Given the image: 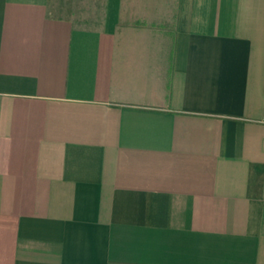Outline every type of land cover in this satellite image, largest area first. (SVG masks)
<instances>
[{
	"label": "crops",
	"instance_id": "1",
	"mask_svg": "<svg viewBox=\"0 0 264 264\" xmlns=\"http://www.w3.org/2000/svg\"><path fill=\"white\" fill-rule=\"evenodd\" d=\"M264 0H0V264H264Z\"/></svg>",
	"mask_w": 264,
	"mask_h": 264
},
{
	"label": "built area",
	"instance_id": "2",
	"mask_svg": "<svg viewBox=\"0 0 264 264\" xmlns=\"http://www.w3.org/2000/svg\"><path fill=\"white\" fill-rule=\"evenodd\" d=\"M259 123L264 124V115H263L262 119H260Z\"/></svg>",
	"mask_w": 264,
	"mask_h": 264
}]
</instances>
